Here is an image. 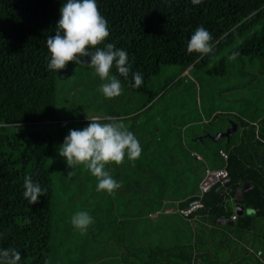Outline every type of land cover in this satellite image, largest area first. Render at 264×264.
Returning a JSON list of instances; mask_svg holds the SVG:
<instances>
[{
    "label": "trees",
    "instance_id": "trees-1",
    "mask_svg": "<svg viewBox=\"0 0 264 264\" xmlns=\"http://www.w3.org/2000/svg\"><path fill=\"white\" fill-rule=\"evenodd\" d=\"M98 2L100 12L109 22L107 42L127 50L132 71L141 72L144 82L138 88L133 87L131 74L127 80L115 69L114 74L129 92L148 95L132 116L136 124L141 114L148 118L143 127L148 134L143 132V137L138 138L142 155L135 161L128 160V164L127 161L116 165L117 179L124 184L120 187L121 196L131 197L127 204H134L140 230L138 246H133V252L124 241V261L126 264H264L263 257L253 261L247 244H242L245 252L227 241L234 232L242 236L256 233L248 241L252 248L259 249L255 254L264 256V231L258 229L264 221V121L257 126L246 118H234L232 113L215 111L209 117L202 113L194 124L201 132L192 138L202 148L201 153L190 148L184 137L191 122L174 136L171 128L154 120L158 112L147 116L168 92L170 98H177L183 82L191 84L180 96L186 99L194 96L197 83L195 76V81L190 77L192 73L206 79L236 76L244 80L250 75L247 84L256 79L264 81V0H204L199 5H193L191 0ZM61 7L62 0H0V245L20 250L23 264H52L53 209L59 204L58 189L61 187L62 193L71 195L68 190L75 178H60L59 170L64 168L63 172H68L78 168L57 161L62 144L58 131L64 121L57 113V72L48 68L46 39L55 35ZM201 25L213 36V52L202 58L187 51V41ZM233 52L239 54L230 60L228 57ZM67 66L84 67L71 62ZM173 66L179 70L168 75L171 73L168 69ZM162 76L166 78L163 86L152 90L151 84ZM253 92L262 93L256 89ZM182 106L180 103L170 108L178 112ZM186 112L184 108L183 113ZM231 122L239 125V134L232 135L230 141L222 138L223 146L207 137L223 133ZM221 150L228 154V159H224ZM209 162L213 167L225 165L228 169V193L221 186L214 187L204 197L205 207L192 219H186L179 210L186 208L192 195L200 190ZM26 176L47 189L46 196L34 205L23 195ZM239 190L242 196H238ZM230 197L237 200V212L226 206ZM236 213L237 219L232 220ZM172 214L178 217L171 222ZM182 219L189 226L196 223L200 233L194 234L189 229L180 240L176 239L177 235L166 236L167 225H179ZM132 221H120L119 225L129 227ZM227 256H231V262L222 263Z\"/></svg>",
    "mask_w": 264,
    "mask_h": 264
},
{
    "label": "rangeland",
    "instance_id": "rangeland-1",
    "mask_svg": "<svg viewBox=\"0 0 264 264\" xmlns=\"http://www.w3.org/2000/svg\"><path fill=\"white\" fill-rule=\"evenodd\" d=\"M168 70L171 71V73L168 72V75H171L174 70H179V67L173 66ZM187 73L188 72L184 74ZM250 73H254V71ZM194 76L196 77V81L193 79ZM190 77L197 83L196 93L193 94L194 96L191 97L188 94L189 96L187 99L180 96L182 91H187V86L191 84V82H183L181 93H179L177 98H170V92H168V96L165 97L162 103L150 110L147 116L151 117L152 113L158 112V117H155L154 120L159 121L163 127L171 128L174 136H177L176 133H178L179 130L184 129L183 127L185 124L191 122V125H189L184 132V137L188 146L194 148L197 152H201L202 148L198 147L196 143L192 141V138L193 134L201 132L199 131L200 129H198L199 126L194 124L198 122L202 113L209 117V114L212 112L223 111L232 113L234 118L239 119L240 117L249 120L264 115V81L260 82L256 79L254 83L247 84L250 80V75H247L244 80H240L236 76L222 79L213 77L206 79L195 73H192ZM165 80L166 78L164 76L155 80L150 86L151 89H160ZM101 83L102 81L95 75L94 71L86 66H66V69L57 73V113L64 121V124L58 131L61 143H63L70 129H83L87 127L90 123L88 118H103L111 116L112 114L122 116L127 113L130 114L127 118L113 117V119L114 121L124 123L137 138L143 137V132L148 134L147 131L143 130L144 124L148 120V118L145 117V113L139 116L138 124H136V118H132V116L136 115H133L136 107L139 108L140 105L144 104L148 95L131 93L124 87L122 95L108 99L99 91ZM200 85L201 90L199 89ZM253 89L261 90L262 93L256 94L253 92ZM180 103L183 104V106L178 112L171 110L170 107L174 105L179 106ZM184 108L188 112L183 113ZM101 122L106 121L102 119ZM229 122L228 120V123ZM228 128L229 127H226V130ZM234 134L237 135L239 132ZM220 142L216 144L223 146L224 142ZM57 161L63 165L65 163L62 157H58ZM127 161L128 159L126 158L124 163ZM128 163L129 161L126 164ZM121 166L123 165H120V167ZM211 167L214 168L213 166ZM79 168L82 169V171H80ZM107 168L113 178L118 180L117 176L119 175V169L116 167V164H110ZM115 168L116 172L114 173L113 170H115ZM63 169L64 168L59 170L58 177H66V180L72 176L75 178L73 182L70 183L72 188L68 190L71 195L68 196L66 192L62 193L61 187L58 189L59 204L55 205L53 209L54 233L52 240V264H126L127 261H124V257L126 256L124 241L126 242V247H130V250L133 252V246H138L140 236L139 226H136L135 221L137 219V210L134 208V204H127V201L131 197L128 196L129 194L122 197L120 191L122 188L117 189L115 193L111 195L102 191H97V178L91 175L90 171L83 165L68 172H63ZM81 182L82 188H79ZM62 196L66 197L62 198ZM121 198L123 205L120 207L118 202ZM127 208L131 210L130 214H128L127 211L129 210H127ZM80 210L89 212L94 218V223L89 226L86 232L76 230L71 224V217L75 212ZM173 214L169 215L171 222L175 221L178 217ZM132 220L133 222L129 227H121L119 225L120 221L129 222ZM167 222L170 221L167 220ZM167 226L168 230L164 231L166 232V236L168 234L173 236L176 230L181 231L183 234L186 230L189 232V229L192 232L187 220L183 219L179 225L169 223ZM258 229L264 231V224L262 223L258 226ZM226 230L229 231L228 228H226ZM187 232L186 234H188ZM234 234L233 236L229 234L227 241H231V243L237 247V250H245V248L242 249V244H247V251L252 254L253 261H255L254 258L256 257H260V259H262V257L264 258V256L255 254L259 249L252 248L251 242L248 241L250 238L238 235L236 232H234ZM231 260V256H227L225 259L221 260V262H231Z\"/></svg>",
    "mask_w": 264,
    "mask_h": 264
},
{
    "label": "clouds",
    "instance_id": "clouds-1",
    "mask_svg": "<svg viewBox=\"0 0 264 264\" xmlns=\"http://www.w3.org/2000/svg\"><path fill=\"white\" fill-rule=\"evenodd\" d=\"M204 0H191L193 5ZM55 35L48 36L46 46L49 52L48 68L61 72L71 62L84 65L94 71L102 83L99 91L108 99L119 97L124 92L122 80L131 74L132 86L140 87L144 82L143 74L132 71L129 53L115 43L107 42L110 27L107 19L99 10L98 0H62L60 18ZM187 51L197 53L201 58L213 52V36L204 26H199L187 41ZM239 53L233 52L228 58L234 60ZM103 121L106 122H101ZM90 123L83 129H70L58 154L66 164L74 169L83 165L97 178L96 190L114 194L121 183L113 178L107 166L119 165L125 158L135 161L142 155V145L136 135L122 122L113 117L88 118ZM23 195L31 204L46 196L47 189L39 182L26 176ZM94 218L89 212L80 210L71 217L72 226L86 232ZM0 264H23L22 253L17 248L0 245Z\"/></svg>",
    "mask_w": 264,
    "mask_h": 264
},
{
    "label": "built area",
    "instance_id": "built-area-1",
    "mask_svg": "<svg viewBox=\"0 0 264 264\" xmlns=\"http://www.w3.org/2000/svg\"><path fill=\"white\" fill-rule=\"evenodd\" d=\"M221 155L224 157V159L229 158L228 154L223 150H221ZM229 176L230 174L227 168H223V169L208 168L206 170L205 177L203 178L200 184L199 193L193 198H191V201L189 202L186 208L179 210L181 216H183L186 219H192V216L195 215L197 211L205 207V203H204L205 195L216 186H221L223 192L228 193L226 184L229 181ZM237 217L238 215L235 214L232 220H236Z\"/></svg>",
    "mask_w": 264,
    "mask_h": 264
},
{
    "label": "crops",
    "instance_id": "crops-1",
    "mask_svg": "<svg viewBox=\"0 0 264 264\" xmlns=\"http://www.w3.org/2000/svg\"><path fill=\"white\" fill-rule=\"evenodd\" d=\"M255 119L257 118L258 120L256 121V120H249V119H247V121H250L252 124H254V125H257V126H259V124H258V122L259 123H261V122H263L264 121V115L263 116H258V117H254ZM240 130V127H239V129L236 131V132H238ZM236 132H234V133H236ZM233 133V134H234ZM232 134V135H233ZM231 138V137H230ZM229 141H230V139H228ZM198 159H200V160H202V156H200V155H198ZM207 164V163H206ZM207 169L208 168H212L210 165H209V163L207 164V167H206ZM223 168H226V166L224 165V166H220V167H214V168H212V169H223ZM199 193V190L196 192V194H194V195H192V197H194V196H196L197 194ZM238 196H242V192H241V190H239V193H238ZM239 199H240V197H239ZM226 203V206H229V208L231 207V208H233L234 210H235V212H237L236 210H238L239 209V205H238V203H237V200L235 199V198H232V197H230V198H228L227 199V201L225 202ZM237 214V213H236ZM136 221V226H138L139 225V221H138V219H136L135 220ZM133 222V221H132ZM201 222V218L199 217L198 218V223H200ZM208 222H210V221H208ZM263 224H264V221L262 222ZM261 223V224H262ZM260 224V225H261ZM259 225V226H260ZM210 227H213V226H211V224L209 225ZM191 227V229H192V231H193V233L194 234H199L200 233V230H198V227H197V225H196V223L195 224H193V225H191L190 226ZM185 230H186V227H185ZM223 229H216V231L218 232V233H221V232H223L222 231ZM220 231V232H219ZM181 231H179V230H176V232H175V234L173 235V236H176L177 235V238L176 239H178V240H180L181 238H184L185 237V235H186V232H187V230H186V232L183 234L182 232L180 233ZM178 234H179V236H178ZM211 234V233H210ZM255 236H256V233H254V234H246V235H244V237H248V238H250L249 240H252L253 239V237L255 238Z\"/></svg>",
    "mask_w": 264,
    "mask_h": 264
},
{
    "label": "water",
    "instance_id": "water-1",
    "mask_svg": "<svg viewBox=\"0 0 264 264\" xmlns=\"http://www.w3.org/2000/svg\"><path fill=\"white\" fill-rule=\"evenodd\" d=\"M238 129H239V125L237 123H235V122H231L230 123V127L226 131H224L223 133H217L216 136L207 135V137L212 139V141H214V142H219L222 138L230 139L232 134L234 132H236ZM202 140L203 139H201V141ZM222 223L225 224L226 222L224 221ZM230 225H234V224H230Z\"/></svg>",
    "mask_w": 264,
    "mask_h": 264
}]
</instances>
